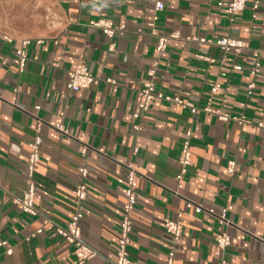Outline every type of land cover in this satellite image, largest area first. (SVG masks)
<instances>
[{
  "label": "crops",
  "instance_id": "0c3cea01",
  "mask_svg": "<svg viewBox=\"0 0 264 264\" xmlns=\"http://www.w3.org/2000/svg\"><path fill=\"white\" fill-rule=\"evenodd\" d=\"M162 1L159 32L180 35L164 52L148 26L156 14L153 0H0V242H6L0 264H70L74 247L56 227H66L77 209L83 214V239L97 251L86 264L115 261L130 164L139 173L129 246L133 264H215L221 258L227 264H264V125H259L264 124V58L252 77L255 59L249 52L225 55L215 45L229 36L264 51V0L256 12L250 2L234 15L227 11L230 0ZM98 19L125 26L114 50L112 41L89 25ZM22 40L29 41L28 62L19 73L16 51ZM79 64L99 82L71 91L68 73ZM235 64L243 70H234ZM152 68L157 92L179 95L200 108L218 83L213 107L245 116L246 123L193 115L160 99L134 119ZM250 82L255 83L251 94ZM39 121L43 144L34 174L39 215L30 216L13 197L27 189L29 143ZM189 129L192 164L179 189L178 160ZM231 159L237 162L233 176L227 173ZM82 165L89 169L88 198L78 206L74 193ZM186 201L216 212L226 208L231 246L221 251L215 244L223 228L217 218L196 213ZM45 219L51 223L44 225ZM166 219L181 220L177 241L166 232Z\"/></svg>",
  "mask_w": 264,
  "mask_h": 264
},
{
  "label": "built area",
  "instance_id": "2783aa9c",
  "mask_svg": "<svg viewBox=\"0 0 264 264\" xmlns=\"http://www.w3.org/2000/svg\"><path fill=\"white\" fill-rule=\"evenodd\" d=\"M155 3L156 14L154 15L151 22L148 23V26L151 28V34L157 37V49L160 52H164L167 49L168 41L170 39L180 38L179 33H171L169 35H164L159 32L156 22L158 20V13L165 9V4L162 0H153ZM251 2L252 10L256 12L261 4L260 0H230L227 5V11L230 15L242 12L248 3ZM219 5H223L222 2H219ZM256 14H254V17ZM91 27L99 29L105 36H107L111 41L110 50L115 49L114 39L119 34L125 30V26H115L114 23L107 19H98L91 21L89 24ZM188 41H195L199 43H214L212 40L206 38H196V37H187ZM29 45L28 40H22L20 47L17 49L16 54L18 58V72L23 73L26 70L28 62L27 48ZM215 45L220 47L225 55L235 54L240 55L244 52H249L255 59V64L250 68L249 73L252 77L260 73L261 69V59L264 58V51L252 49L249 42L240 39H233L229 36H222L215 42ZM205 58V57H202ZM208 59V58H205ZM211 62L212 59H208ZM226 59L223 60L225 62ZM243 66L239 64L233 65V69L236 71H242ZM223 76L226 73L222 74ZM69 81L68 88L71 91H79L81 89L90 88L93 85H96L99 81L96 79L89 71L88 67L85 64H79L74 70L68 73ZM149 80L146 81L143 85V88L140 91L141 101L138 103V110L133 114L134 119H138L142 113L147 112L150 108L152 101L155 99H160L167 102H174L179 104L184 109L190 110L193 115H197L201 112L214 114L217 119L221 122L234 121L238 125H244L246 123L245 116L233 115L230 112L222 108H214L213 100L214 96L219 92L221 86L217 83L211 88V98L208 104L200 108L191 101L182 99L179 95L170 96L164 95L161 92L156 91V70L152 68L148 71ZM108 83L115 84V80L108 79ZM255 88V83L250 82L248 85L249 94L252 93V90ZM260 126H263V122L259 123ZM42 126L43 122L39 121L35 128V135L33 140L29 143V157L27 163V176L26 183L27 189L25 193L20 197H13V203L18 206L21 211L30 216H38L39 211L36 206V193L37 186L35 181V170L36 166L41 160V147L43 144L42 137ZM54 126V125H53ZM60 131L67 133L62 125H55ZM134 128L139 130L140 125L135 124ZM191 137L192 131L189 129L186 132V137L182 143V149L179 157L180 173L177 175L178 187L182 189L184 176L188 172V168L192 164V147H191ZM88 152V147L86 145L81 149V154L85 156ZM135 153L138 152V148L134 150ZM237 162L235 159L228 161L227 173L229 176H233L236 170ZM78 172L80 174V181L78 182L75 189V198L77 205H82L88 198V185L87 178L89 174V169L87 166L82 165L79 167ZM127 186L124 193L125 201L122 206V215L118 225V236H117V249H116V259L111 264H133L129 246L131 244V234L133 230V212L137 204V197L139 191V181L138 171L133 167V165H128V174H127ZM4 189L0 185V193H3ZM187 207L192 208L196 213L207 212L213 217L217 218L219 224L223 227L222 230L215 237V244L221 250L225 251L232 244L231 235L227 232L225 227H228L232 222L228 219V210L223 208L221 211L216 212L214 209H205L200 204H195L191 201H186ZM83 217L81 209H77L70 219L66 227H56V232L59 236L65 239V241L74 247V259L70 264H86L88 261L96 257L97 251L88 245L83 239L82 227H81V218ZM51 221L48 219L44 220V225L50 224ZM166 232L177 241L183 233V224L181 220H172L166 219L164 221ZM43 228L39 229L36 233L32 235L35 237L37 234L42 233ZM6 245L5 241L0 242V247ZM8 255L13 253L12 249L6 251ZM174 252L170 253L169 262L172 263ZM215 264H227L224 258L219 259Z\"/></svg>",
  "mask_w": 264,
  "mask_h": 264
}]
</instances>
